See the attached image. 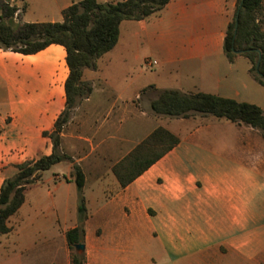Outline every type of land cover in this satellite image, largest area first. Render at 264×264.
Masks as SVG:
<instances>
[{"label":"crops","instance_id":"1","mask_svg":"<svg viewBox=\"0 0 264 264\" xmlns=\"http://www.w3.org/2000/svg\"><path fill=\"white\" fill-rule=\"evenodd\" d=\"M81 1L12 0L19 20L33 15L24 23L62 22L63 11ZM237 7L238 0H170L146 19L122 22L110 52L124 56L134 45L158 63L145 65L158 67L155 80L131 98L125 94L132 83L125 80L121 94L110 93L117 80L112 61L103 67L99 59L96 70H84L82 79L92 93L74 109L59 149L85 175V264H264V136L259 130L202 115L180 118V124H188L184 133L166 127L180 143L130 185L123 188L113 173L162 126V117L150 108L161 90L255 104L248 100L254 86H264L252 76L250 59L238 55L231 62L223 51ZM69 74L62 45L35 54L0 49V190L20 164L53 153L45 133L53 131L66 108ZM79 206L72 163L42 172L9 218L10 232L0 235V264H71L66 234L78 225Z\"/></svg>","mask_w":264,"mask_h":264},{"label":"trees","instance_id":"2","mask_svg":"<svg viewBox=\"0 0 264 264\" xmlns=\"http://www.w3.org/2000/svg\"><path fill=\"white\" fill-rule=\"evenodd\" d=\"M170 0H126L117 3H99L83 0L63 11V21L58 23H15L18 7L12 0H0V49L21 54H35L51 44L65 47L70 74L66 82V108L59 116L52 132L45 133L53 142V153L36 161L18 166V173L4 182L0 190V235L10 232L8 220L23 205L25 191L35 184L41 173L61 162L73 165V176L80 193L78 225L67 232V242L75 253L71 264H85V253L75 246L85 243V222L88 218L83 187L85 175L81 167L68 154L60 152L61 133L69 123L74 109L92 93L89 82L83 81L85 69L96 70L98 60L118 44L122 22L139 21L161 11ZM236 37V16L240 3ZM263 0H238L236 13L228 26L223 51L229 61L238 55L248 57L252 63L251 74L264 86V31L257 15ZM236 51L246 50L243 54ZM258 50L261 51V58ZM259 68L257 69V64ZM150 108L155 115L190 118L195 115L213 116L234 123L245 124L259 130L264 136V110L256 104L238 102L207 93H184L175 89L159 91ZM180 143V138L163 127L155 129L124 159L113 167V173L125 188L153 164ZM165 147L156 152L155 149Z\"/></svg>","mask_w":264,"mask_h":264},{"label":"rangeland","instance_id":"3","mask_svg":"<svg viewBox=\"0 0 264 264\" xmlns=\"http://www.w3.org/2000/svg\"><path fill=\"white\" fill-rule=\"evenodd\" d=\"M13 5H15V3H12ZM24 5H20V10L23 9ZM33 15L31 16H25L22 19H18V17L16 16L14 21L15 23H24L27 22L31 19H33ZM257 19H258V23L261 27V31H264V0H263V8L260 11V13L257 15ZM124 31L122 32L121 35V43L124 42ZM138 53V54H137ZM139 56V57H137ZM147 57L149 60H154L155 57H153L152 55H149V52H145V51H137V49L135 48V46L133 45L131 48V51L127 54H125L124 56L120 55L117 51L116 52H109L108 54H105L103 57L100 58L99 62L101 64V66H105L107 62L112 61L114 63V67L117 73L115 74L117 77V80L115 82V84L113 85L112 89L110 90L111 94H114L115 96H117L118 94H121L123 92V88L125 85H123V81H127V83H132V87L129 90V92L127 94H125L126 98H131L134 96L136 89L142 85H146L147 83H150L152 81L155 80V76L156 74V70H158V67L156 68V70H148L145 67V61L148 60L146 59L144 61V58ZM257 60V57H254V60L252 61V63H255ZM123 63V65L121 66V69H119V64ZM142 70V74H139V71ZM96 75V74H95ZM98 76H100V74H98ZM121 81V82H120ZM125 84V83H124ZM255 92L251 93V98L248 100H252L253 102H255V104H260L262 106H264V88L261 86H258L255 84ZM162 118H160L158 120L159 124L162 125L160 127H163L165 129L167 128H171L172 130H174L177 133H184L186 131L185 126L188 124H180L179 119L180 118H176V117H169V116H161ZM201 117V116H199ZM204 117H211L213 119H215V117L213 116H204ZM197 122V120H191V124H195ZM167 127V128H166ZM168 130V129H167ZM170 131V130H168ZM165 147H159L156 148L155 151L159 152L161 151L163 148ZM72 254L75 253V250H71Z\"/></svg>","mask_w":264,"mask_h":264},{"label":"water","instance_id":"4","mask_svg":"<svg viewBox=\"0 0 264 264\" xmlns=\"http://www.w3.org/2000/svg\"><path fill=\"white\" fill-rule=\"evenodd\" d=\"M242 6H243V2L240 3V5H239V9H238V11H237L234 37H236V34H237L238 25H239V14H240V10H241ZM234 51H235L236 53H238V54H243V53L246 52V50H241V51H236V50H234ZM258 52H259V54H260V58H261V51L258 50ZM258 68H259V63L257 64V69H258ZM75 248H76V251L79 252V253H82V252L85 251V245H84V244H78V245L75 246Z\"/></svg>","mask_w":264,"mask_h":264},{"label":"built area","instance_id":"5","mask_svg":"<svg viewBox=\"0 0 264 264\" xmlns=\"http://www.w3.org/2000/svg\"><path fill=\"white\" fill-rule=\"evenodd\" d=\"M158 63H157V61H154V60H146L145 61V65L146 66H148V67H154V66H156Z\"/></svg>","mask_w":264,"mask_h":264}]
</instances>
